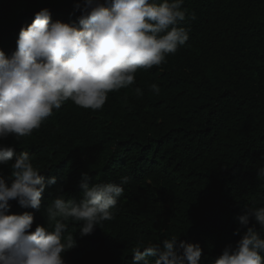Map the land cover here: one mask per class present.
I'll use <instances>...</instances> for the list:
<instances>
[{"label": "trees", "instance_id": "obj_1", "mask_svg": "<svg viewBox=\"0 0 264 264\" xmlns=\"http://www.w3.org/2000/svg\"><path fill=\"white\" fill-rule=\"evenodd\" d=\"M76 3L82 0H0V50L13 53L21 27L43 8L53 21H76ZM183 7L196 19L167 63L138 72L102 110L68 101L31 137L0 141L16 155L32 154L46 181L56 177L39 210L10 201L9 214L33 213V230L46 226L44 210L58 189L79 199L82 173L90 184L131 178L113 220L85 236L69 224L76 247L65 264H132L137 244L174 235L199 243L202 264H214L241 238L239 216L264 206L257 175L264 167V0H184ZM0 174L9 176L10 167Z\"/></svg>", "mask_w": 264, "mask_h": 264}, {"label": "clouds", "instance_id": "obj_2", "mask_svg": "<svg viewBox=\"0 0 264 264\" xmlns=\"http://www.w3.org/2000/svg\"><path fill=\"white\" fill-rule=\"evenodd\" d=\"M183 5L184 0H82L73 5L81 15L71 23L53 21L48 8L36 12L21 27L16 50H0V141L31 137L68 101L102 110L110 93L136 83L138 72L167 63L189 40L186 25L196 19ZM149 88L160 92L155 83ZM134 92L143 96L139 87ZM33 161L28 151L16 155L14 146L0 144V166L11 169L7 177L0 174V264H65L64 254L76 247L69 224H78L85 236L113 220L131 179L90 184L82 173L79 199L58 189L44 210L46 226L33 230V213L9 214L10 201L39 210L46 187L56 183L55 176L46 181ZM257 175L264 177V167ZM238 219L241 238L225 246L214 264H264V206L247 207ZM202 251L199 243L174 235L137 244L132 264H202Z\"/></svg>", "mask_w": 264, "mask_h": 264}, {"label": "bare ground", "instance_id": "obj_3", "mask_svg": "<svg viewBox=\"0 0 264 264\" xmlns=\"http://www.w3.org/2000/svg\"><path fill=\"white\" fill-rule=\"evenodd\" d=\"M232 216V215H231Z\"/></svg>", "mask_w": 264, "mask_h": 264}]
</instances>
